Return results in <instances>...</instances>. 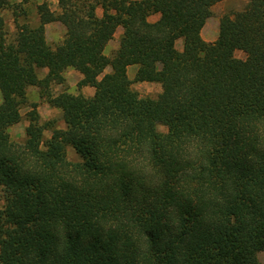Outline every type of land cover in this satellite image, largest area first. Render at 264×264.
<instances>
[{"label":"trees","instance_id":"1","mask_svg":"<svg viewBox=\"0 0 264 264\" xmlns=\"http://www.w3.org/2000/svg\"><path fill=\"white\" fill-rule=\"evenodd\" d=\"M32 1L0 0V264H259L264 0L221 16L212 43L200 33L223 0H56L57 11L37 4L35 21L24 8ZM52 23L65 30L53 47ZM67 68L94 93L49 96L64 123L56 129L26 92L62 85ZM133 83L161 92L139 97ZM24 107L19 143L8 129Z\"/></svg>","mask_w":264,"mask_h":264},{"label":"rangeland","instance_id":"2","mask_svg":"<svg viewBox=\"0 0 264 264\" xmlns=\"http://www.w3.org/2000/svg\"><path fill=\"white\" fill-rule=\"evenodd\" d=\"M10 5L14 4H20L21 0H8ZM45 2L52 11H57V3L56 0H34L30 2L28 5L24 6V8L29 12V17L32 21L36 20L35 16V6L37 4ZM246 4V0H225L222 3H218L214 5L211 9V16L210 20H208V25L206 24V29L209 27H212L214 31H217L218 36V25L219 20L221 16L225 14H231L235 11H240ZM12 7H8L7 9L3 10L1 15L4 18L5 24L7 26V29L9 33H12L14 31V25H13V17L12 14ZM97 13L100 14L101 9L99 7L96 8ZM17 14H19L20 10L17 9ZM149 20H153V16L149 18ZM18 21H23V16L18 17ZM218 22V25H217ZM120 31L121 29H117L113 39L108 43L104 50V54L106 56H109L118 46V40L120 37ZM61 31L60 27L57 25H50L45 29V38L46 42L49 46L53 47L55 44H57L58 38L61 37ZM217 39V37H216ZM57 41V42H56ZM176 48L178 50L181 49V43L176 44ZM235 58L237 59H243L244 54L236 51L234 53ZM137 67L132 66L127 69V77L129 80H133L135 72ZM38 78H43L45 74L43 71L39 70L37 72ZM131 89L134 93H136L139 97H149V98H155L160 92L161 87L160 85H157L155 83H133L131 85ZM66 91L69 94L72 95H82L83 97L88 98L87 92L83 90L82 88L77 87V79L74 76H68L67 80L64 79V82L62 85H50L48 88L39 90L37 87H29L27 89L26 94H29V97L27 98L29 104H35V107L33 108L34 112L38 114L39 120L41 123L46 121H52L53 127L56 129H63L64 123L62 121V115L61 111L59 109L52 108L47 103V98L51 95H56L59 92ZM37 101H33V99H37ZM52 108V109H51ZM31 107H24L21 110V121L12 126L8 129V134L11 138V140L15 142H23L25 139V128L28 125V122L26 120V114L31 110ZM158 130L161 132H165L164 127H158ZM51 133L50 131H46L44 133V139H49ZM66 159L69 162H77L78 157L75 155L74 151L70 148L66 149ZM257 259L259 261V264H264V254L259 253L257 254Z\"/></svg>","mask_w":264,"mask_h":264},{"label":"crops","instance_id":"3","mask_svg":"<svg viewBox=\"0 0 264 264\" xmlns=\"http://www.w3.org/2000/svg\"><path fill=\"white\" fill-rule=\"evenodd\" d=\"M223 1H225V0H223ZM223 1H221V2H219V3H222ZM218 4V3H217ZM216 5V4H215ZM213 7V6H212ZM212 9V8H211ZM101 13H102V11L100 12V14H98L97 13V10H96V15L97 16H101ZM150 18V17H149ZM149 18H148V21L149 22H154V21H156L157 19H158V15H154L153 16V20H149ZM208 20H210V19H207V21L205 22V24H204V26H203V28H202V30H201V33H200V35H201V38H202V40L204 41V42H206V43H212V42H214L215 40H216V37H217V31L215 32L214 31V29L212 28V27H209V28H207L206 29V24L208 25ZM53 25H57L58 27H60V31H61V37L60 38H58V41L60 42L61 41V39L63 38V35H64V32H65V30H64V28H63V26H61L60 24H58V23H52ZM52 24H48V25H46L45 26V29L47 28V27H49L50 25H52ZM217 25H218V22H217ZM45 29H44V35H45ZM120 35H121V31H120ZM114 37V36H113ZM120 38V37H119ZM45 40H46V38H45ZM119 41V40H118ZM57 42V41H56ZM47 43V42H46ZM178 43H181V41L179 40V41H177V43L176 44H178ZM108 45V44H107ZM106 48V47H105ZM130 67H132V66H130ZM129 68V67H128ZM127 68V69H128ZM41 71H43V73L46 75V73H47V69H42ZM110 70L109 69H106L105 70V73H108ZM68 76H74L76 79H77V82L81 79V75L78 73V72H76L74 69H72V68H67L65 71H64V73H63V77H64V79H66L67 80V78H68ZM158 85V84H157ZM82 89L83 90H85L86 92H87V95L89 96V97H91L92 95H93V93H94V89L93 88H91V87H82ZM27 95V98L29 97V94L27 93L26 94ZM37 100H39V98L37 97V99H33V101H37ZM0 101H1V94H0ZM52 109V108H51Z\"/></svg>","mask_w":264,"mask_h":264}]
</instances>
